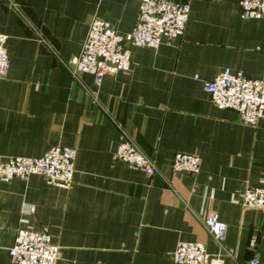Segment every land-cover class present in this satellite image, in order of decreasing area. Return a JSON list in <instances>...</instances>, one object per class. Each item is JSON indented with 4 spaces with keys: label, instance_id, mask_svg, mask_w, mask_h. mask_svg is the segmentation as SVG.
I'll list each match as a JSON object with an SVG mask.
<instances>
[{
    "label": "crops",
    "instance_id": "obj_1",
    "mask_svg": "<svg viewBox=\"0 0 264 264\" xmlns=\"http://www.w3.org/2000/svg\"><path fill=\"white\" fill-rule=\"evenodd\" d=\"M187 1L181 37L127 44L130 70L98 86L68 64L94 19L131 32L141 0H0L10 63L0 79V160L56 146L77 153L68 188L39 175L0 181V264H13L24 218L61 247L57 264H176L182 242L202 243L222 264H264V210L241 203L246 187L264 188V119L245 125L204 89L226 68L264 81V17L243 18L239 0ZM123 141L155 161L154 175L114 158ZM177 152L198 156L199 172L174 171ZM210 213L227 224L222 244L203 223Z\"/></svg>",
    "mask_w": 264,
    "mask_h": 264
},
{
    "label": "built area",
    "instance_id": "obj_2",
    "mask_svg": "<svg viewBox=\"0 0 264 264\" xmlns=\"http://www.w3.org/2000/svg\"><path fill=\"white\" fill-rule=\"evenodd\" d=\"M238 4L243 18L264 17V0H239ZM189 14L187 0H141L135 27L125 35L115 31L108 22L96 18L89 27L79 55L68 65L75 75H92L99 86L107 74L130 70L131 50L127 44L158 48L163 43H170L184 34ZM6 38L0 33V79L5 77L10 66ZM204 89L214 105L236 111L243 124L256 128L264 119V81L226 68L214 80L205 82ZM76 156L74 148L56 146L40 157L1 159L0 181L27 180L32 175H39L50 184L68 188L74 181ZM114 158L149 176L154 175L157 169L155 161L132 141L121 142ZM172 167L176 172L197 174L200 158L177 152ZM241 203L244 208L264 210V188L246 187L241 192ZM33 210V205H24L25 214ZM22 222L25 225L16 231L15 243L9 248L13 264H57L61 247L53 242L52 236L45 230L30 229L26 218ZM203 223L214 239L222 244L227 224L217 213L208 214ZM251 244H256L254 238ZM227 254L230 256L232 252ZM171 258L176 264L223 263L220 255L210 254L200 242L180 243ZM247 264H259V260L252 257Z\"/></svg>",
    "mask_w": 264,
    "mask_h": 264
}]
</instances>
